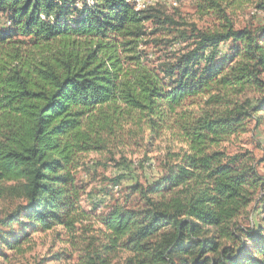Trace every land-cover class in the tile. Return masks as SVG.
<instances>
[{"label": "trees", "instance_id": "trees-1", "mask_svg": "<svg viewBox=\"0 0 264 264\" xmlns=\"http://www.w3.org/2000/svg\"><path fill=\"white\" fill-rule=\"evenodd\" d=\"M222 1L205 0L217 21L201 30L133 0H0V256L61 228L79 264H264V174L232 151L264 118V26L237 29ZM163 42L160 58L142 49ZM164 135L162 174L86 237L83 157Z\"/></svg>", "mask_w": 264, "mask_h": 264}, {"label": "rangeland", "instance_id": "rangeland-1", "mask_svg": "<svg viewBox=\"0 0 264 264\" xmlns=\"http://www.w3.org/2000/svg\"><path fill=\"white\" fill-rule=\"evenodd\" d=\"M157 2V8L160 6L168 15L177 20L181 17L188 23L196 24L201 30L214 29L216 26L215 11L206 4L205 0H158ZM222 2L229 8L230 16L237 29L250 28L256 31L264 26V12L258 8L260 0H223ZM0 26L7 28L9 23L4 18H0ZM147 27L150 29L149 32L152 31L150 24ZM155 37L167 39L161 33ZM169 48L178 50L180 46ZM142 49H150L149 54L151 53L156 59L162 57L163 51H166L165 44L160 47L145 46ZM228 49V46L221 48L222 56L228 52ZM261 97L262 92L257 88H252L248 89L242 97H237V101L243 104L246 100H251L254 106L257 99ZM261 118L260 126H256L255 119H247L244 122L246 132L235 138L232 151L251 153V157L258 163L259 173L264 174V118L262 114ZM158 139L144 142L141 139H133L128 143H119L117 148L112 149L114 155L106 151L101 154H86L83 157V166L79 169L78 179L86 189L82 206L90 216L84 224V227L89 229L86 237L100 235L98 232L103 229L102 218L109 212L113 198L121 199L126 195L127 187L138 182L153 183L162 174V164L170 138L164 135ZM175 145L178 146L177 143ZM120 176L125 178L115 188L113 181ZM97 204L101 206L95 210ZM260 207L256 211L255 223L262 212ZM253 208L254 205L250 210ZM16 231L20 232L16 235H19L21 239L19 225L16 226ZM14 238L12 237L13 241H15ZM81 243L82 239L75 240L69 237L61 228L47 233H35L30 235L18 250H3L0 264H79L81 257L79 250L83 247ZM123 256L121 254L116 261L121 263Z\"/></svg>", "mask_w": 264, "mask_h": 264}, {"label": "built area", "instance_id": "built-area-1", "mask_svg": "<svg viewBox=\"0 0 264 264\" xmlns=\"http://www.w3.org/2000/svg\"><path fill=\"white\" fill-rule=\"evenodd\" d=\"M158 0H133V5L136 9V11H143L146 10L152 6H156ZM172 1V0H169Z\"/></svg>", "mask_w": 264, "mask_h": 264}]
</instances>
